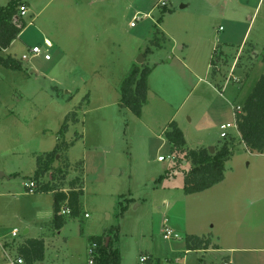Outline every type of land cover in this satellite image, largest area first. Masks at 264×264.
Listing matches in <instances>:
<instances>
[{
  "label": "rangeland",
  "instance_id": "1",
  "mask_svg": "<svg viewBox=\"0 0 264 264\" xmlns=\"http://www.w3.org/2000/svg\"><path fill=\"white\" fill-rule=\"evenodd\" d=\"M24 1L25 26L0 50L23 67L0 64V264L30 237L45 240L41 264H90L97 236L111 238L120 264H264V152L249 151L234 126L264 72V0H170L166 8L160 0L17 3ZM34 45L43 54L22 59ZM143 64L152 71L137 116L120 105L119 88ZM72 112L63 138L73 145L43 180L83 192L79 213L63 214L56 229L52 192L25 185L36 155L53 150ZM172 121L185 150L234 139L222 182L184 193L191 163L183 153L174 159L164 134ZM226 123L228 139L220 135ZM165 227L180 237L165 239ZM191 234L208 237L212 249L186 252Z\"/></svg>",
  "mask_w": 264,
  "mask_h": 264
},
{
  "label": "trees",
  "instance_id": "2",
  "mask_svg": "<svg viewBox=\"0 0 264 264\" xmlns=\"http://www.w3.org/2000/svg\"><path fill=\"white\" fill-rule=\"evenodd\" d=\"M166 8V7H165ZM167 10V9H166ZM18 11L17 0H10L7 6L0 7V50L6 49L18 37L25 26L23 18L16 16ZM155 46L158 44L152 43ZM150 51L148 47L145 52ZM217 48L214 49L216 53ZM264 61V56L262 57ZM0 64L8 69L21 70L22 63L13 56H3L0 54ZM213 67L216 65L212 61ZM212 67V68H213ZM217 68H213L214 70ZM152 68L147 65L134 66L124 77L120 84V105L128 108L132 113L140 116L143 106L147 103L148 97V76ZM236 113V129L239 132L241 141L251 152H264V73L255 82L252 91L245 99L239 112ZM72 113H68L58 134V142L53 150L36 155V169L32 176L35 180L37 192H52L53 194V222L56 229H60L65 222L62 208L70 210L69 215L75 216L80 210V196L82 188H71L65 191L64 188L55 184L45 182L43 179L47 173L53 172V162L60 153H65L74 141L64 140V134L68 130V118ZM167 141L171 144V152L177 163L180 153L190 160V168L184 172L185 194H194L205 191L214 185L222 182L225 178V164L233 154L232 146L234 139L225 140L220 147H215L214 152L209 148L200 146L185 150L186 139L183 131L176 121L169 123L168 129L164 132ZM80 136V134H77ZM230 137V136H229ZM78 138V137H77ZM225 139H228L227 137ZM68 165V163H67ZM67 169V167H66ZM65 178L67 170L57 169ZM62 181V180H61ZM105 236L94 237L97 243L94 261L95 264H120L121 257L119 250L113 247L111 238L106 243ZM188 250L208 249L211 245L210 239L204 236L187 235L184 238ZM45 243L43 239L28 238L17 248V255L24 259V264L39 263L44 259Z\"/></svg>",
  "mask_w": 264,
  "mask_h": 264
},
{
  "label": "built area",
  "instance_id": "3",
  "mask_svg": "<svg viewBox=\"0 0 264 264\" xmlns=\"http://www.w3.org/2000/svg\"><path fill=\"white\" fill-rule=\"evenodd\" d=\"M169 2H170V0H160L159 1V6L165 7V6L168 5ZM27 12H28L27 6L24 3H22V4L18 5V11H17V15L16 16L23 17V16L27 15ZM137 19H139V18L137 16H135L134 20H137ZM132 24H133V22H132ZM46 45L49 47L51 44L49 42H47ZM42 54H43L42 49L39 46L34 45L33 47H31L29 49V54H23L22 55V59H28L29 56L31 57V56H37V55H42ZM44 58L45 59H49V54L48 53H44ZM240 107L241 106H238L237 109L235 110V112H239L240 111ZM235 117H236V113H235ZM234 126L236 127V120H235ZM232 127H233L232 123L221 124L220 125V130H221L220 135H221V137L222 138L228 137L229 136V131L228 130L230 128H232ZM165 159H166V157L162 156V155H160L158 157L159 161H163ZM25 186L27 187L29 192L34 193L35 192V188L37 187V184H36L34 179H31L29 182L26 183ZM67 213H70V210L68 208H62L61 214H67ZM86 216H87V214H86ZM18 234H19V230L17 228H14L12 230V236L13 237H17ZM163 237L165 239H171V238H173V239L177 238L178 239L180 237V235L177 232H175L172 228L165 227L163 229ZM96 248H97V243L94 242L92 248H90V253L94 254L96 252ZM94 257L92 259H90V261H89L90 264L94 263ZM145 260H146L145 256L141 257V261H145ZM9 264H24V259L22 257L16 255L13 259L10 258ZM223 264H229V263L228 262H224Z\"/></svg>",
  "mask_w": 264,
  "mask_h": 264
},
{
  "label": "crops",
  "instance_id": "4",
  "mask_svg": "<svg viewBox=\"0 0 264 264\" xmlns=\"http://www.w3.org/2000/svg\"><path fill=\"white\" fill-rule=\"evenodd\" d=\"M25 3V5L27 6V8L29 9V4L26 2V1H24ZM133 17H135V15L133 16ZM44 41H45V44H47V42H49L51 45L49 46V47H51V46H53V43H52V41L48 38V37H45L44 38ZM12 44V43H11ZM47 46V45H46ZM48 47V46H47ZM31 72H34V70L33 69H31ZM264 73V72H263ZM261 76V75H260ZM80 88H77V91L76 92H78V90H79ZM237 130V129H236ZM185 136V135H184ZM190 148H192V147H190ZM35 169H36V166H35ZM35 169H34V171H35ZM34 171H33V174H34ZM212 188V187H211ZM65 190V189H64ZM66 191V190H65ZM53 220V219H52ZM65 224V223H64ZM25 230H27V232H28V229H25ZM25 230H24V232H25ZM26 232V233H27ZM194 235H196V234H194ZM198 236H200V235H198ZM30 238H35V237H30ZM26 239H28V238H25V239H23L22 241H19L17 244H16V247L18 248V246H19V244H22L23 242H25L26 241ZM39 239H43L44 240V238L43 237H41V238H39ZM107 241V240H106ZM44 243H45V240H44ZM185 243V242H184ZM6 246V245H5ZM184 247H185V251L186 252H188V251H191V250H188L187 248H186V245L184 244ZM16 248V249H17ZM210 249H212L211 248V245L209 246V248L208 249H206V251H208V250H210ZM45 250H46V244H45ZM198 250H202V249H198ZM230 250H232V248H230ZM192 251H195V250H192ZM197 251V250H196ZM228 260H230V262L228 261ZM227 261H225V262H228L229 264L232 262V259L230 258V259H228ZM35 264H41V262H39V263H35ZM94 264V263H93Z\"/></svg>",
  "mask_w": 264,
  "mask_h": 264
},
{
  "label": "water",
  "instance_id": "5",
  "mask_svg": "<svg viewBox=\"0 0 264 264\" xmlns=\"http://www.w3.org/2000/svg\"><path fill=\"white\" fill-rule=\"evenodd\" d=\"M209 150H210V152H211V153H212V152H214V147H212V146H211V147L209 148ZM26 232H27V230H25V232H24V233H26ZM106 243H108V238H107V241H106Z\"/></svg>",
  "mask_w": 264,
  "mask_h": 264
}]
</instances>
